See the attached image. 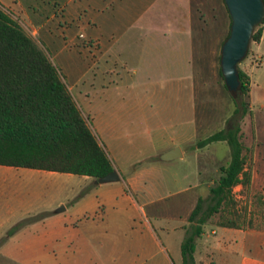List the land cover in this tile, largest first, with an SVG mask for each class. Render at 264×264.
<instances>
[{
    "label": "crops",
    "instance_id": "obj_1",
    "mask_svg": "<svg viewBox=\"0 0 264 264\" xmlns=\"http://www.w3.org/2000/svg\"><path fill=\"white\" fill-rule=\"evenodd\" d=\"M162 1L105 0L97 8L89 5L99 14H112L100 16L97 25L90 22L102 30L105 43L100 42L98 47L102 64L98 101L89 102L85 108L93 115L91 131L113 163L124 159L144 162L152 157L163 163L184 160L186 153L180 146L195 141L197 79L202 73L199 61L196 62L202 52H196V48L203 42H195L189 0H185L182 16L175 22L168 16L173 13L170 8L154 13L156 4ZM0 6L21 26L23 15L29 22V27H23L35 39L40 28L26 15L20 0L6 4L0 0ZM160 15L163 23L154 22L153 17ZM263 36L264 27L260 41ZM86 84L84 77H79L67 88L69 92L72 87L77 88L83 94ZM87 87L92 89L94 83ZM175 147L181 157L162 161L161 157ZM193 154L197 162L196 184L181 186L179 178L168 181V169L162 166L142 167L130 175L127 184L98 185L77 201L69 199V184H64L73 182L72 174L0 166L4 181L17 186L25 182L28 187L32 185L35 193L49 194L48 200L34 199L8 207L9 216L0 220V254L22 257L18 262L12 260L15 264H172L165 247L156 239L157 223L166 232L176 262L182 264L181 245L198 223V219L191 222L189 217L194 200L200 195L194 196L190 210L181 212L186 200L167 202L166 198L172 195L163 192L170 189V184L178 195L204 186L200 182V153L196 150ZM113 169L121 178L119 166L114 164ZM142 175L153 177V183L147 179L141 184ZM82 178L88 181L87 177ZM185 179L183 176L181 181ZM59 181L64 185L60 186ZM128 189L141 191L142 201L134 202ZM135 219L143 221L141 233L138 236L136 230L138 237L133 245L121 247L114 236L118 228L112 225H131ZM108 230H112L110 235ZM8 231L13 237L2 236ZM13 239L17 242L12 243ZM194 243V264H199V254L210 257L207 264H234L236 260L239 264H264V231L205 225ZM213 258H217V263Z\"/></svg>",
    "mask_w": 264,
    "mask_h": 264
},
{
    "label": "rangeland",
    "instance_id": "obj_2",
    "mask_svg": "<svg viewBox=\"0 0 264 264\" xmlns=\"http://www.w3.org/2000/svg\"><path fill=\"white\" fill-rule=\"evenodd\" d=\"M10 2L11 0H3L4 4ZM20 2L25 6L26 15L30 18L35 27L40 28L39 34L34 40L44 50L66 86L70 87L72 82L79 77H84V81L87 82L83 94H80L81 91L74 87L71 88L70 93L79 110L85 114V117L89 118V122L86 121L90 127V124L94 122L93 115H89L85 106L89 102L97 104L98 101V76L101 71L100 67L102 66L99 60L98 47L99 44L102 43L103 45V43H105L102 30L94 28L90 22L94 21L97 25L98 21H100V16L110 17L112 14L111 11L106 14H99L96 9H90L89 5H94V7L97 8V6L104 5L105 0H20ZM189 2L193 15L195 42L197 44L203 42L196 48V52H202V56H196V62L197 60L199 61L198 64L202 67V73L198 75V77H200L197 79V96L195 100L197 109V131L195 141L192 144L180 146L186 153L184 160H174L169 163H163L156 157H152L144 162L139 161L140 159L132 161L124 159L122 161H116L115 163L111 162L112 166L114 164L119 166L118 170L121 172V178L119 176V181L101 185L127 184L130 175L140 171L139 169L142 167L162 166L168 169L166 170L165 179L172 182L179 178L181 186L185 184L191 186L196 184L195 174L197 170L195 169V163L197 164V162L195 161V154L193 153L197 150L200 153V156H198L200 182L204 183V186L194 188L187 193L178 195V193H174L175 190L171 186L172 184H170L167 185L170 189L167 188V191L163 192V194L168 193L172 195L166 198L167 202L186 200L185 210L182 209L181 212L190 210L188 206L191 205L190 203L196 194H199L200 197L203 198L205 207L210 196L207 186L208 184H213V181L218 176L219 167L229 160L230 149L225 142H213L202 148L195 149L197 143L220 130L239 127L241 141L245 148V169L251 173V184L249 190L245 193L243 192L245 196L242 195V188L240 186L234 188L233 196L237 202V209L244 210V208L247 207V212H251L253 223V227L242 224L240 230L264 231V210L260 213V210H258L254 204L251 205V201L255 195H264V36L259 43V47H256L257 44L255 43L250 45L248 57L243 59L238 65L239 68L244 70L250 77L251 91L249 110L252 115L249 113L243 114L241 111L235 114V105L232 99V95H235L230 90L224 88V80L219 74V56L221 54L222 43L229 30L230 22L224 1L189 0ZM184 6L185 0H171L169 3L163 0L156 4L154 13L159 9L164 10V8H170L173 13L168 16H172L170 20H174L175 22L182 16L181 12ZM52 14L56 16L51 17ZM153 19L154 22L163 23L161 15L159 17L156 16V18L153 17ZM20 20L23 26L29 27V22L23 15H20ZM45 20L49 22L44 23ZM23 26L21 27L28 34ZM62 28L66 30L63 31ZM195 64L198 66L197 63ZM90 82L94 83V87L92 89L89 88V90L87 85L89 86ZM188 131H190V129H188ZM148 135H151V133ZM208 156L210 159H208ZM183 176H185L186 179L181 181ZM82 177L84 176L73 175V182L69 181L64 183L65 186L69 184V195L71 196L69 199L71 201L79 200L80 196L91 192L98 186L94 184L95 180L87 177L88 181H86L83 180ZM140 179L141 184L147 181V179L149 183H153L154 181L153 177L143 175ZM24 183H22L21 186H17L18 184L12 183L11 181H4L3 175L0 174V220L1 218L9 216L7 209L11 205L16 206L19 203H25L26 201L34 199V202L49 199L48 193L41 191L35 193L32 185L28 187V184ZM58 184L60 186L64 185L61 181H59ZM129 194L134 202H141L144 195L141 191H136L134 189L133 191L129 190ZM196 203L197 199L194 200V207ZM145 209L147 211L149 210V208ZM249 217L250 216H248L247 219H249ZM218 221L219 217L215 216L207 225L218 227ZM151 222L153 223V221ZM130 224L131 225L121 223L112 225L118 228L114 236L121 247L133 245L143 228V221L140 222L139 219H135ZM132 225H134L135 228H133ZM136 230L138 232L137 237L135 236ZM154 230L156 239L165 247L172 260V264H178L176 262L177 257L174 256L173 247L171 248L167 241V235L163 230V226L155 223ZM108 231L107 235H110L112 230ZM13 235L12 231H8L2 236L10 238L13 237ZM16 242V240H12V243ZM1 244L2 240L0 239V247ZM148 244L150 245V241ZM21 258L22 257L18 256L6 257L0 254V264H15L12 260L18 262ZM196 259H201L199 264H207L210 262V257L200 254ZM213 259V261L217 263V258ZM195 264L197 263L195 262ZM234 264H239V261L236 260Z\"/></svg>",
    "mask_w": 264,
    "mask_h": 264
},
{
    "label": "trees",
    "instance_id": "obj_3",
    "mask_svg": "<svg viewBox=\"0 0 264 264\" xmlns=\"http://www.w3.org/2000/svg\"><path fill=\"white\" fill-rule=\"evenodd\" d=\"M229 21L225 39L230 32V17ZM263 25L264 20L255 28L244 59L249 55L250 45L260 42ZM236 71L239 88L233 92L235 96L232 95L234 113L241 111L252 115L249 110L250 77L239 66ZM219 74L224 80L221 68ZM224 88L228 89L225 81ZM213 142H225L230 158L219 167L218 176L209 188L207 205L204 207V200L199 197L190 214V221L198 219V223L182 242V264H194L195 238L201 236L203 227L213 217H219L217 226L220 228L241 229L242 224L253 227L251 212H247V207L237 209L233 196L238 186L245 196L243 192H247L251 184V173L245 169L240 128L220 130L200 140L197 148ZM0 166L72 174L92 180L114 170L44 50L1 6ZM252 204L262 213L264 195H255Z\"/></svg>",
    "mask_w": 264,
    "mask_h": 264
},
{
    "label": "water",
    "instance_id": "obj_4",
    "mask_svg": "<svg viewBox=\"0 0 264 264\" xmlns=\"http://www.w3.org/2000/svg\"><path fill=\"white\" fill-rule=\"evenodd\" d=\"M225 7L231 20L229 36L222 44L220 68L225 84L231 92L239 88L236 68L247 53L250 40L255 28L264 20V0H224ZM181 157L179 148L167 151L162 161ZM115 170L94 181L95 185L119 181ZM64 210V208H62Z\"/></svg>",
    "mask_w": 264,
    "mask_h": 264
}]
</instances>
